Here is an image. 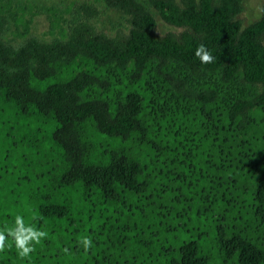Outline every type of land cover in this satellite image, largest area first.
<instances>
[{"label": "trees", "instance_id": "1", "mask_svg": "<svg viewBox=\"0 0 264 264\" xmlns=\"http://www.w3.org/2000/svg\"><path fill=\"white\" fill-rule=\"evenodd\" d=\"M94 2L0 0V114L27 131L0 157V230L47 233L0 264H264V0L245 26L241 0Z\"/></svg>", "mask_w": 264, "mask_h": 264}, {"label": "rangeland", "instance_id": "2", "mask_svg": "<svg viewBox=\"0 0 264 264\" xmlns=\"http://www.w3.org/2000/svg\"><path fill=\"white\" fill-rule=\"evenodd\" d=\"M26 1L29 4H32L33 6L35 5L41 7H49L50 5H56L58 7H61L62 5L67 3L69 4L72 1H76V2L87 1L100 8L99 4L95 3L94 0H26ZM262 3L263 0H241L242 8L237 18L240 20L243 26L247 25L248 23H251L258 17ZM115 18H116L115 13L110 11L108 12L105 11L100 15V17H98L95 25L97 29L106 33L113 34L115 33L116 29L110 31L109 21L111 20L114 23L117 21ZM155 20H156L155 31L158 35H161L166 31L171 30V28L165 25L162 21H160L158 17H155ZM120 23H122V21ZM13 32H14L13 25L11 23H8V25L6 26V28L4 29L1 35V38L4 40V42L9 43L11 45H15L17 44V42H19V40L13 36ZM29 35H32L38 39H42L45 41L51 39V36H49L48 34V24L43 13L33 16L29 27ZM13 120L14 119L7 114H2V113L0 114V157L2 160L4 159L3 158L4 156L10 154V151L14 149V147L10 148V145L14 142L16 136L22 134L24 135L27 132L24 131L22 133L21 132L15 133L12 127L13 125L11 123L13 122ZM10 128L12 129L10 130ZM13 162L16 163L15 160Z\"/></svg>", "mask_w": 264, "mask_h": 264}, {"label": "clouds", "instance_id": "3", "mask_svg": "<svg viewBox=\"0 0 264 264\" xmlns=\"http://www.w3.org/2000/svg\"><path fill=\"white\" fill-rule=\"evenodd\" d=\"M195 55L200 59L201 63H212L215 59L203 44L198 46ZM9 236L13 238L18 254L21 258H25L35 251L34 245L40 243L41 239L46 238L47 233L36 229L32 225L25 226L23 217L17 215L14 228L0 230V251L5 249ZM81 243L85 250L92 246V240L88 237H84Z\"/></svg>", "mask_w": 264, "mask_h": 264}]
</instances>
